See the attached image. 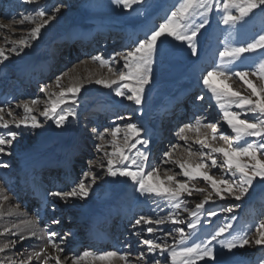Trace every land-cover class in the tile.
<instances>
[{
  "label": "snow or ice",
  "instance_id": "obj_1",
  "mask_svg": "<svg viewBox=\"0 0 264 264\" xmlns=\"http://www.w3.org/2000/svg\"><path fill=\"white\" fill-rule=\"evenodd\" d=\"M21 2L35 4L38 0ZM146 2L147 0H113L125 12L135 11L134 6H143ZM62 7L63 5L54 6L51 13L44 9L36 10L34 14L21 13L19 19L13 18L6 24L0 22V29H7L11 33L17 31L14 25H33L26 30V36H4L5 43L11 46L7 49L0 47V65H4L12 56L19 57L25 49L32 48L33 42L40 39L42 29L56 19ZM256 10L264 12V0H175L162 22L147 28L143 37L137 38L127 52H116L110 58L93 56L92 61L98 62L100 68L107 69V74L96 78L89 76L87 83L111 89L115 97L135 106L133 112L141 113L148 86L153 82L154 64L167 55L170 47L175 46L173 42L184 45L190 50L191 56H198L199 38L211 26L215 16L218 26H224L221 31L227 35L222 49L217 53L218 61L202 73L199 83L210 94L209 98L215 101L219 114L215 120L208 122H205L203 116L198 117L194 123L185 124L179 129V139L185 144L189 140L187 133L197 135L198 138L193 143L199 145V150L193 151L189 146L186 149L188 159H173L172 152H165L161 164H171L179 172L169 168L164 170L163 176L160 175V165H149V152L137 147L142 145L143 149H147L150 141L144 135L145 130L136 123L116 125L99 133L93 128L92 132L100 141L95 150L102 153V156L88 161L89 170L83 173V178L70 191H51L48 195L65 203L73 198L86 199L92 186L107 176L127 178L135 185V191L140 196L163 201L171 210L167 215H141L132 224V228L137 229L133 235L139 237L146 231L150 237H155L139 241L142 246H146L136 257L143 264H223L217 260V246L233 256V250L236 249L264 246V222L255 226L253 236L249 231L235 230L232 221L237 218L232 215H229L227 222L214 227L206 238L200 239L198 236L203 227L202 217L207 216L210 223L211 218L220 213L232 214L239 207L220 206L217 211L215 208H206V205L216 204L217 199L240 201L254 184L264 185V31L249 39H241V30ZM245 54H256V57ZM248 61L254 62L249 66ZM63 77L64 74H61L55 79L54 85L58 91L52 90L51 85H46L40 88V92L44 93L43 99L38 97L18 103L15 108L21 109L20 113L12 108L6 111L0 107V129L6 130L0 133V155H11L10 149L20 135L14 129L35 130L42 128L47 121H53L57 128H63L69 118H76L75 108L64 106L78 104L85 82L77 79L65 86L62 84ZM236 80L246 86V94L235 90L228 83ZM216 81H221L226 86L220 87ZM196 98L203 101L205 95L200 94ZM41 103L44 108L38 110ZM37 112L38 115L34 114ZM38 117H43V121ZM116 118L125 119L123 115H117ZM222 125H226L230 133ZM106 136L110 139H106ZM192 157L198 159L193 162ZM8 167L7 163L0 162V168ZM93 168L102 170L103 174L93 171ZM213 169L217 171L213 172ZM169 172L172 174L169 175ZM178 176L184 179H177ZM195 181H203L206 187H196L193 183ZM194 193L203 198L195 203L194 209H190L185 197H192ZM8 199L7 195L3 196V201ZM178 211L186 212L189 219L180 218ZM51 223L59 224L60 221L53 219ZM168 223L186 225L187 231L185 227H174L166 233V237L172 236L173 243H167L166 239L158 242L159 237L155 236L158 226ZM148 225L157 227H144ZM5 235L8 238L0 242V254H3L0 256V264H32L34 260L38 264H88L90 260L92 264L95 261L101 264H135L130 259V253L118 251H84L71 257L64 255L63 245L69 243L70 233L61 235L57 231H51L45 236L43 232L36 230L35 220H25L22 225L6 227L0 232V236ZM31 238L44 241L43 246L39 249L34 246L30 251H15L17 244ZM228 264H232L231 260Z\"/></svg>",
  "mask_w": 264,
  "mask_h": 264
},
{
  "label": "rangeland",
  "instance_id": "obj_2",
  "mask_svg": "<svg viewBox=\"0 0 264 264\" xmlns=\"http://www.w3.org/2000/svg\"><path fill=\"white\" fill-rule=\"evenodd\" d=\"M67 0H38V3L32 8L30 7V4H24L21 2V0L15 4H13V0H5V2H9V6H12V12L8 14V16L4 19H0L1 22H4L5 24L8 23L11 19H19L21 13H30L34 14L36 10L44 9L48 10V7L50 6V2L52 4L57 3V5H63L61 8L60 13L57 14L56 19L52 20L49 25L45 28L46 31L43 33V39L51 37H59L60 35L64 34L65 29L73 25L80 24V27L83 26H89L93 23L94 19L101 18V19H109L110 21L113 20H121V19H129L134 14H141L143 12V8L148 5L149 3H152L154 0H147L146 4L143 6L136 5L135 11L132 12H125L122 10V8L117 7L113 0H77L76 3L71 4L70 6L65 3ZM157 1V2H156ZM166 1V0H165ZM156 4L154 7V10H159L162 5H164L163 0H155ZM175 0H169L165 3V6L161 8L159 11V14L154 17L153 23L158 24L162 22L163 17L167 12L170 11L172 5L174 4ZM160 5V6H159ZM55 6V5H54ZM3 7V6H2ZM0 7V17L2 15V12H4V9ZM159 8V9H158ZM15 10V11H14ZM14 11V12H13ZM51 13V12H49ZM154 15V14H153ZM148 16L144 17L146 19ZM121 18V19H120ZM109 24L108 21H105ZM114 24V23H113ZM140 23L133 22L130 24H127V28H133L134 26H138ZM24 26V27H23ZM33 25H29L25 23L24 25H19V27L15 28L17 31H15V34L13 33V38H19L21 36L27 35V29L31 28ZM16 27V25H14ZM108 27H112L108 25ZM152 27V26H150ZM223 25L217 24V18L213 16L211 26L204 31V35L199 38L200 43L198 46V56H191L190 50H188L184 45H179L176 42H173L175 44L174 47H170L167 50V55L163 57V59H158L156 64H154L153 68V82L148 86V90L146 92V100L144 105L142 106L141 112H145L144 116L141 113L133 112L134 105L130 104L128 101H124L119 97H115L111 89H105L102 86L96 85L94 83L89 84L86 82L87 87L83 88L81 91V94H79V98H82V100L90 106H93L94 104H101V105H124L122 109H118L116 111L119 112V114H122V111L128 112V114L125 116L124 120H119L117 118L112 119L111 121L107 122V125L98 130V126L95 125L94 120L96 118V114L94 112H89L87 114H83L84 111L83 108H80L81 111L79 116V121L81 120L83 123H86V127H84L81 122V129L83 130V135L87 134L88 136L91 135L92 129L95 128L96 132H103L105 128H112L116 125H126L128 123H136L138 127L144 129L145 121H147V124L149 127L155 129V126H159L163 131L161 138L155 140L151 143L150 147V153H151V160H155L156 165H160L161 172L160 175H164L165 169H173L174 172H179L178 168L172 167L171 164H161V160L163 158V154L167 151H170L173 153V159H188V152L186 149L191 146L193 151L199 150V145L194 144L193 141L197 139V135L195 133H187L189 140L188 143L185 144L184 141L179 140V129L183 127L185 124L188 123H194L195 120L198 117L203 116L205 118V122L213 121L217 118L219 114V109H217L214 113L210 112V106L209 104H215L214 100H211L209 98L210 94L206 93L203 89V87L199 83V79L203 72H205L207 69H209L215 62L218 61V51L222 49L223 47V41L225 39V36L227 33L222 32L221 29H223ZM20 29H23L21 31ZM2 30V29H0ZM261 31H264V12H260L259 10H256V12L248 19V22L244 25L243 29L241 30V39H249L252 36L260 33ZM62 33V34H61ZM144 33H141L140 35H137L135 38H133V43L136 41L137 38H142ZM71 31L68 32V38L70 39ZM41 40V41H42ZM41 41L36 43L34 45V48L37 47ZM107 39H104L102 41H99L97 43V54H94V51H87V59H80L73 62L71 65L64 68L65 70L56 74L55 78L51 79L48 83H45L47 85H51L52 87H55L54 82L57 76H60L61 74H64V77L68 78L70 81V78L68 77L69 71L74 69L78 64H81L83 62H92L94 66L97 67L96 64L98 62H93L92 57L93 56H102L104 58H110L114 53L116 52H127L130 48L133 46L127 47V41L123 39H117L113 42H110L112 46L109 48L103 47L106 43ZM47 41H45L46 43ZM11 45L6 44L5 42L0 45V47H5L6 49L10 47ZM49 46V44H48ZM124 49H119L122 48ZM67 48V50H66ZM41 50L40 48H38ZM61 51L56 56L61 57L63 60L70 56V53L74 54L75 52L80 54V50L73 49L71 52L68 50V43L65 41V43L61 47ZM40 54V53H39ZM46 54V53H43ZM23 53L17 57L12 56L9 61H6L4 65H9L15 60H18ZM245 55H251L253 58L256 57V54H245ZM199 58L205 59V61H200ZM47 59V56L45 57ZM254 61H248V65L250 66L251 63ZM122 63V62H121ZM4 65H0V86L5 84L6 79H13L14 71L12 69H9L5 67ZM3 67H5L4 71H2ZM61 67V66H60ZM114 67H120L119 65H114ZM73 72V71H72ZM102 75V74H101ZM100 76V75H97ZM63 77V78H64ZM78 78L77 76H75ZM96 78V77H95ZM255 80V78H253ZM259 83V81H256ZM72 83V81H70ZM232 85V87L235 90H240L242 94H246L245 88L242 84V82L236 80L234 83L232 81H229ZM45 84H43L41 87H43ZM40 87V88H41ZM115 87V86H114ZM40 88H38L37 91L34 93L36 96L35 98H44V94L40 93ZM53 89V88H52ZM190 91L188 97L186 98V102H183L181 104V107L184 105L185 108L187 107V115H189V120L186 123V120L180 121L177 123V127L173 128L171 125L173 124V120H170L169 117H164L160 114L161 109L165 105L166 102L169 104L172 101H176L179 98V94L181 92H187ZM200 94L205 95V99L203 101L197 99L196 97ZM110 98H104V97ZM31 100V99H30ZM213 101V102H212ZM193 103V106L188 108L189 103ZM79 104L75 105L78 106ZM216 105V104H215ZM38 110H43L44 104L41 103ZM73 106V105H72ZM74 106V107H75ZM84 109L90 108L87 105H83ZM213 106V105H212ZM150 107H157L155 110H153L154 113H150ZM77 108V107H75ZM184 108V107H183ZM96 109V108H95ZM216 109V108H215ZM103 110V109H102ZM105 110V109H104ZM121 110V111H120ZM235 110V109H234ZM148 111V113H146ZM83 114V115H82ZM126 114V113H125ZM93 116V117H91ZM81 118V119H80ZM193 119V120H192ZM43 121V120H42ZM110 122V123H109ZM184 123V124H182ZM175 125V124H174ZM223 128L230 133V129H227L226 125H222ZM86 128V129H85ZM168 128V129H167ZM171 129V130H170ZM203 131V130H202ZM20 134L22 131H19ZM32 130L28 129L25 131L23 136H26V140L30 143H32L29 140V137L33 135L31 134ZM167 133V135H166ZM171 139V143H166L168 137ZM25 138V137H24ZM153 138H150V140ZM92 143L93 142H89ZM86 145L85 152L87 153L88 147L91 153L89 152V155L91 156H85L82 158V164H83V172L88 171V161L94 160L97 157L102 156V153H97V156L94 152L95 147L94 145L88 144ZM89 145V146H88ZM179 147H176V146ZM139 146V145H138ZM221 146L222 142H221ZM145 150L146 149H142ZM8 158V161H5L4 163H7L9 165V168L13 169L16 165L13 158H11L12 155H6ZM198 159V157H192L193 162H195ZM85 160V161H84ZM86 165V166H84ZM93 171H97V168H93ZM102 171V170H101ZM216 169H213V172H216ZM99 174H103L99 172ZM169 175L172 174V172L168 173ZM107 176H105L102 180H106ZM177 179H184L183 177L178 176ZM196 184V187H206L203 181H195L193 182ZM203 197L199 194H193L192 197H185L186 200L189 201L188 207L190 209L195 208V203L199 202ZM215 199V197H214ZM157 204L160 206L157 207ZM228 205H238L234 212L232 214L227 213H220L217 217L211 218V222H208V217L204 216L202 217V225L203 227L199 230L198 236L200 239L206 238L207 234L214 228L218 227L225 222L228 221L229 215L235 216L237 219L232 221L234 224V228L237 231H249L252 233V235H255V226L258 223L264 222V185H261L260 183L254 184V187L250 189L249 193L242 198L240 201H235L233 199H227L224 201H220L217 199L216 204H208L205 207L206 208H215L217 211H219L220 206H228ZM252 205V207H250ZM141 206H144L142 208V211H146L150 208V212L148 211L144 216L149 217H156L167 215L171 210L164 204L163 201L158 200L157 198H147L146 204H143ZM247 207V208H246ZM250 207V212L247 211V209ZM68 212L71 213V210L68 209ZM249 212V213H248ZM178 215L180 218H183L185 220L189 219L188 214L183 211H178ZM69 217V219H68ZM76 217V214L74 212L73 215H67L65 218H56L61 222L65 221H75L74 219ZM64 225H68V223H64ZM150 226V225H149ZM150 227H157L155 225H152ZM174 227H185L186 225H172L170 223L160 225L158 226L157 233L155 234L156 237H159L158 242H164L165 239L167 240V243L171 244L173 243L172 236H167L166 233L170 231ZM64 232V231H63ZM64 234V233H63ZM62 234V235H63ZM144 234L143 236L137 237L135 249L131 248L129 252L124 253H130V259H133L135 261V264H143L142 261L136 259L138 253L146 248V246H142L139 241L142 238H155L150 237L149 234H147L146 231L142 232ZM131 236V233L129 234ZM173 236H175V233H173ZM72 242V241H71ZM70 243V242H69ZM68 243L67 250L70 248V244ZM217 260L223 262V264H228V261L231 260L232 264H264V246L258 247L253 245L252 247H245L244 249H236L233 250L235 253V256H233L232 253H228L226 250H222L217 246ZM68 252V251H67ZM221 252H223V255H221ZM69 254V253H67ZM82 254V253H81ZM161 258V257H160ZM163 259V258H161ZM200 264H205V262H200ZM208 264H214V262H208Z\"/></svg>",
  "mask_w": 264,
  "mask_h": 264
},
{
  "label": "bare ground",
  "instance_id": "obj_3",
  "mask_svg": "<svg viewBox=\"0 0 264 264\" xmlns=\"http://www.w3.org/2000/svg\"><path fill=\"white\" fill-rule=\"evenodd\" d=\"M20 0H13V4L19 2ZM169 0H163V3L168 2ZM77 0H67L65 3H67L69 6L71 4L76 3ZM157 2V1H156ZM155 0L152 3H149L143 8V12L141 14H134L129 19H121L114 21H110L109 19H101V18H95L93 23L89 26H83L80 27V24L73 25L65 29V33L60 35L59 37H51V39L48 37L45 40L43 39V33L46 31V29H42V34L40 39L34 41V45L41 41V43L34 48V45L30 49H25L23 55L18 59L12 62L9 65H4L5 67L12 69L13 71H17L20 76L23 77V79L27 81H33L32 78H37L40 72L45 75L48 73L47 82L51 81V79L55 78V75L64 71L67 66L71 65L76 60L80 59H87V56L82 55L75 52L74 54H70L69 57L65 58L64 60L56 56L59 52H61V47L65 43V41L68 42V44L73 45L74 47H78L82 49V52H87L89 50H95L94 54H97V43L99 41H102L104 39H107L106 43L103 47L109 48L111 45L110 42H113L117 39H123L127 41V47L133 46V38H135L137 35H140L141 33H144V31L147 28H150V26L155 25L153 23V19L155 16L159 14V11L161 8L165 6L162 5V7L159 10H154L155 5H157ZM3 4V0H0V6ZM5 7H10L9 3H4ZM36 5L30 4L29 8H32ZM55 6H57V3L52 4L50 2V6L48 7V12H51V9ZM160 6V5H159ZM11 8V7H10ZM9 11L6 10V12L2 13V16L0 19H4L8 16ZM154 14V15H153ZM148 16L146 19L144 17ZM105 21H108L109 24ZM1 22V21H0ZM138 22V26H134L133 28H127V24ZM4 23V22H2ZM108 25L112 27H108ZM22 26V25H21ZM19 25H16L17 28ZM24 27V26H23ZM120 28V29H117ZM118 30V31H117ZM71 31L70 39L68 38V32ZM15 34V33H14ZM7 35L10 38H13V33L8 32L7 29L0 30V45H2L5 40L4 36ZM45 41H47L45 43ZM49 44V46H48ZM119 49H124L123 46ZM38 48H42L39 50ZM40 53V54H39ZM46 53V54H43ZM48 55H52L50 59H44L43 57H46ZM97 56V55H96ZM200 61H205V59L199 58ZM6 63V62H5ZM92 62H83L81 64H78L74 69L69 71L68 77L70 78V81L74 80H83L85 82V87L89 86L86 84L87 78L89 76H92L93 78L97 77V75H105L107 74V69H102L99 66V63L96 64V66L92 65ZM61 66V67H60ZM5 67H3L2 71H4ZM65 68V69H64ZM1 71V70H0ZM73 71V72H72ZM77 76L78 78H76ZM8 80V79H7ZM7 80L5 81V84L0 86V107L5 108L7 111L9 108L15 109L16 112L20 113L22 112L21 109H16L15 106L20 103L21 101L30 100L28 98V94L24 92L23 88H20V90H17L15 92H10L4 89L6 87ZM35 80V79H34ZM70 81L68 78L64 77L62 80V84L65 86L70 84ZM216 84L220 87H225L226 85L221 81H216ZM45 84L44 86H46ZM35 86V84H33ZM43 86V87H44ZM52 90H57L55 87H52ZM41 93V92H40ZM190 91L187 92H181L179 94V99L174 100L167 104L165 103L163 108L160 111V114L164 117L171 118L170 120H173V123H175V126L172 124L171 126L173 128L177 127V123L182 120H186V123L189 121V115H187V112L185 109L181 108V104L183 101L185 102V99L188 97ZM44 94V93H41ZM81 94V93H80ZM28 95V96H27ZM111 97V96H110ZM108 97L104 98H110ZM210 97V96H209ZM187 102V101H186ZM213 102V101H212ZM78 106L75 105H65V108L69 107H77L75 108V111L77 112L76 118H69V120L65 123V126L63 128H57L53 121H47L42 128L32 130L31 134L33 135L29 137V140L32 143L29 144V142L26 140V136H23L26 130L23 129H14L16 131H22V133L18 136L17 140L13 143V147L10 149L11 151V158H13L14 162L17 163V172L21 171V173L24 170L31 171L35 169L40 164L47 165L49 163H55V165H59L61 162H64L65 164H71L74 163H80L82 162L81 158L82 156H91L89 155V147L87 148V153L85 152L86 145L88 143L91 145H94L96 149V145L100 143V141L96 138L95 133H91V135L85 134L83 135V130L81 129V124L86 127V123H83L81 120L79 121L80 116V108H83V110L89 109L90 111L93 110L95 113L101 116V118H106V121H111L112 119H115L117 115H123L124 117L128 114V112L122 111V114H119L118 109H122L124 105H101V104H94L93 106H90V104L84 102L82 98H79ZM83 105H87L90 108L84 109ZM211 105L210 110L213 111L218 109L215 104H209ZM213 105V106H212ZM75 106V107H74ZM193 103L188 104V108L192 107ZM96 108V109H95ZM157 107L153 108L150 107V113H154L153 110H155ZM39 109V106H38ZM103 109V110H102ZM105 109V110H104ZM84 111L83 113L88 112ZM121 111V110H120ZM126 113V114H125ZM148 113V111H146ZM38 115L37 113H34ZM141 114L144 116L145 112H141ZM83 115V114H82ZM7 118V117H6ZM40 120H43V117H38ZM81 119V118H80ZM99 119H96L98 121ZM95 121V122H96ZM94 122V123H95ZM107 123V122H106ZM105 123V124H106ZM110 123V122H109ZM184 124V123H182ZM107 125V124H106ZM101 127V126H100ZM86 129V128H85ZM168 129V128H167ZM145 133L144 135L149 139L150 144L146 151L149 152V156H151L150 153V147L151 143L159 138H161L162 135V129L159 126H155V129L149 127L147 124V121H145L144 125ZM171 130V129H170ZM6 130L0 129V133H4ZM167 135V133H166ZM25 137V138H24ZM168 137V136H167ZM150 138H153L150 140ZM106 139H110V137L106 136ZM180 140V139H179ZM166 143H171V139L168 137L166 140ZM89 146V145H88ZM141 149H143L142 145L137 146ZM111 150L110 148L108 149ZM135 150H133L134 152ZM96 156L97 152L94 150ZM10 156V155H9ZM77 157V158H76ZM8 158L6 155H0V162L8 161ZM85 161V160H84ZM149 165L150 166H156L155 160H151V157H149ZM165 165V164H163ZM86 166V165H84ZM172 167H174L172 165ZM176 168V167H174ZM73 169L78 173V181L83 178V169L84 167H76L74 166L71 168V172L74 175ZM97 171L101 172V170L97 169ZM13 172L11 171V168H0V232H3L6 227H12L14 224H23L25 220H35L36 221V230L38 232H43L45 236H47V231H57L60 233L61 230L64 228L60 225L54 224L53 229L51 227H48L47 225L39 226L37 223V215L34 214L33 211H26L22 208L20 204L17 203L16 198L10 194L11 190L7 186V181L11 179ZM163 176V175H161ZM19 182V181H16ZM87 182V181H86ZM66 183L61 184L58 186V188L54 191H64L63 189L66 187ZM16 191L17 189L14 187L13 189ZM19 190H22L20 187ZM7 195L8 200L3 201V196ZM145 197L140 196L138 192L135 191V185L132 184L131 181H129L127 178H112L107 177L104 181H97L95 185L92 186L90 190V194L88 198L86 199H70L67 203L60 201L58 198L51 197V203L54 206H57V211L60 213V215H73L75 214L79 217L78 221L75 223L72 222L70 226H66L67 228H70V230H73L76 227H80L83 222L82 221H88L93 217V219H97L101 213H118L120 215L119 224L123 221L125 222L126 226H129L127 231L128 233H131V236L128 238V242L130 245V249H135L136 239L138 236L133 235L137 229L132 228V224L135 222L136 219H138V216L145 215L148 211L150 212V208L145 212H137L139 215L137 216L136 210H140L142 208L141 205L146 204ZM150 199V198H149ZM252 207V205L250 206ZM250 207L247 209V211H251ZM127 209V213L124 214L123 209ZM247 208V207H246ZM68 209L71 210V213L68 212ZM50 211V210H49ZM248 212V213H249ZM50 217L54 216L53 213L50 212ZM136 217V218H135ZM135 218V220L132 222V220ZM77 220V218H74ZM132 222V223H131ZM131 223V224H130ZM152 226V225H150ZM144 226L146 227H150ZM74 227V228H72ZM126 235L125 239L128 237ZM148 234V233H147ZM144 234L141 233L140 236H143ZM72 236V235H71ZM139 236V237H140ZM145 236V235H144ZM8 238L7 235L0 236V242L5 241ZM69 239V238H68ZM124 239V238H123ZM44 241L37 240L35 238L26 239L23 243L17 244L15 251L16 252H24V250H32V248L35 246L37 249L39 247L43 246ZM68 244V243H67ZM67 244L63 245L65 248L64 255H67L69 257L73 256L71 254H67ZM128 249L127 251H129ZM51 252V249H49ZM125 252V250H123ZM0 256H3V254H0ZM163 258V257H161ZM32 264H38L37 261H33ZM70 264V262H69ZM88 264H92V261L90 260ZM95 264H101L99 261H95Z\"/></svg>",
  "mask_w": 264,
  "mask_h": 264
}]
</instances>
